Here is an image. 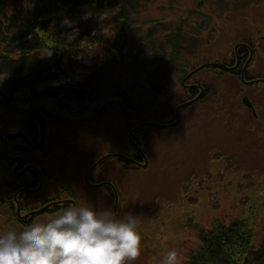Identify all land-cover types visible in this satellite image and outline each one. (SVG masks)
<instances>
[{
  "label": "rangeland",
  "instance_id": "obj_1",
  "mask_svg": "<svg viewBox=\"0 0 264 264\" xmlns=\"http://www.w3.org/2000/svg\"><path fill=\"white\" fill-rule=\"evenodd\" d=\"M242 1H230L241 2L235 11L228 0H156L142 9L136 21L145 24L165 20L169 31L179 24L189 31L194 24L207 19L209 26L203 25L208 29L198 34H202V40L195 55L188 57L189 73L204 63H229L236 43L260 39L259 30L264 33V0ZM108 14L97 15L89 8H82L55 23V27L74 37L78 23ZM146 28L147 24L143 29ZM85 45L90 46L89 52L75 58L70 66L67 64L62 83L83 82L98 62L96 44L86 40ZM218 70L204 68L186 80L188 83H182L181 79L148 114L126 115L121 107H116L98 116H75L68 112L44 116L51 139L44 152L50 151L43 158L61 179L79 181L78 175L86 173L94 156L134 152L132 139L146 153L148 168H120L116 159L106 160L107 175L118 188L119 207L117 211L118 199L109 195L105 210L117 214L118 218L127 213L138 218L141 256L130 264H163L167 252L172 250L178 253L180 264H187L190 253L199 244L201 231L209 229L216 219L249 216L256 207H259L256 228L264 224V110L258 109L257 118L246 107L245 95L249 94V88L244 83V75ZM132 80L125 75L119 78L123 85ZM189 83L203 87L195 91V94L201 93L200 99L182 108L175 120L177 106L193 97V93L188 94ZM49 103L47 108L56 113V106ZM257 103L262 105L260 98ZM69 109L73 112L78 107L69 104ZM0 114L6 118L0 119V125L15 127L20 122L14 115ZM146 121L152 123L153 130L139 126L134 135H129ZM173 121L177 122L174 126L170 125ZM54 148L59 152L56 162L52 161ZM3 162L0 159V175H8L11 172L7 169L8 161ZM78 192L84 194L86 189ZM101 196L98 193L91 198V207L96 211L102 209ZM81 206L88 204L82 202ZM58 215H40L35 223L48 222ZM27 227L15 219L13 223L4 221L0 234L10 229L21 232Z\"/></svg>",
  "mask_w": 264,
  "mask_h": 264
},
{
  "label": "trees",
  "instance_id": "obj_2",
  "mask_svg": "<svg viewBox=\"0 0 264 264\" xmlns=\"http://www.w3.org/2000/svg\"><path fill=\"white\" fill-rule=\"evenodd\" d=\"M155 1L0 0V112L98 116L121 107L126 115L150 113L188 74V57L202 40L198 34L208 29L203 24L209 26L207 19L189 31L182 24L169 31L165 20L137 23L142 9ZM241 2L230 3L237 11ZM82 8L109 14L78 23L74 37L55 27ZM86 40L96 44L98 62L83 82L62 83L67 64L89 52ZM122 75L133 80L123 85ZM69 104L78 110L70 112ZM258 208L249 216L216 219L199 234L187 264H264V224L258 229L255 224Z\"/></svg>",
  "mask_w": 264,
  "mask_h": 264
},
{
  "label": "flooded vegetation",
  "instance_id": "obj_3",
  "mask_svg": "<svg viewBox=\"0 0 264 264\" xmlns=\"http://www.w3.org/2000/svg\"><path fill=\"white\" fill-rule=\"evenodd\" d=\"M259 33L262 35L258 41L246 39L245 43H236L233 57L229 63H204L191 69L190 73L182 79V83H188L186 80L194 78L202 69L213 66L218 68L219 72L227 70L235 74L240 73L241 76H245L244 83L249 88V94L245 95L244 103L253 115L259 118L258 109L264 110V33L262 30H259ZM189 84L186 86L190 88L188 94L193 93V97L177 106L178 115L182 108L200 99L201 93L195 94V91L197 87L201 89L203 87L197 83ZM258 98L262 102L261 106L257 103ZM176 109L174 110L175 120L177 118ZM8 114L10 115V113ZM14 116L20 118V122L16 123L15 127L10 124L0 125V159L4 161L2 164L8 161L7 169L11 170L8 175H0V226L4 221L13 223L14 219L20 225L30 226L40 215L52 214L55 216L70 205L81 206L82 202H86L91 207L93 202L91 198L98 193L103 195L100 200L102 204L100 211L108 209L109 195L118 199L116 207L118 211V188L112 181L113 179L107 175L106 160L116 159L120 168H144L142 166L146 165L147 155L133 139L134 152L128 154L116 152L104 154L101 157L97 156L98 158L94 156L86 173L78 175L79 181L76 179L73 183L56 175L52 171L53 168H50L48 162H45L46 159L43 158V155L50 151L44 152L51 139L49 137L50 129L44 115L41 113H20ZM0 119L4 121L6 118L0 114ZM173 124L174 121L170 122V125ZM137 127L131 130L130 136L134 135ZM19 134L20 136L15 137ZM53 141L56 144V136ZM52 154V161L56 162V156H59L56 148L52 150ZM148 167L149 164L146 168ZM117 181L120 183L119 180ZM82 189H86V192L79 194L78 190ZM116 216L118 217L117 214ZM8 225L10 223H6V226Z\"/></svg>",
  "mask_w": 264,
  "mask_h": 264
},
{
  "label": "clouds",
  "instance_id": "obj_4",
  "mask_svg": "<svg viewBox=\"0 0 264 264\" xmlns=\"http://www.w3.org/2000/svg\"><path fill=\"white\" fill-rule=\"evenodd\" d=\"M138 218L70 205L48 222L0 234V264H130L141 256ZM163 264H180L175 250Z\"/></svg>",
  "mask_w": 264,
  "mask_h": 264
},
{
  "label": "water",
  "instance_id": "obj_5",
  "mask_svg": "<svg viewBox=\"0 0 264 264\" xmlns=\"http://www.w3.org/2000/svg\"><path fill=\"white\" fill-rule=\"evenodd\" d=\"M178 108H177V110H176V117L178 118ZM177 122H178V120H177ZM177 122H175L174 124H177ZM173 124V125H174ZM144 125H151V123H148V124H143V125H141V127L142 126H144ZM17 136H20V134L19 135H16L15 137H17ZM147 164H148V161L146 160V165H144V166H142V167H144V168H146L147 167Z\"/></svg>",
  "mask_w": 264,
  "mask_h": 264
},
{
  "label": "bare ground",
  "instance_id": "obj_6",
  "mask_svg": "<svg viewBox=\"0 0 264 264\" xmlns=\"http://www.w3.org/2000/svg\"><path fill=\"white\" fill-rule=\"evenodd\" d=\"M236 55V54H235ZM236 59V58H235ZM234 59V60H235ZM233 61V60H232ZM212 63V62H211ZM216 63V62H215ZM218 63V62H217ZM235 63V62H234ZM233 66V65H232ZM211 67V66H210ZM214 67V66H213ZM228 67V66H227ZM230 68V67H229ZM223 69H224V67H223ZM201 70V69H200ZM226 70V69H225ZM227 71V70H226ZM190 73V72H189ZM144 126H146V125H144Z\"/></svg>",
  "mask_w": 264,
  "mask_h": 264
}]
</instances>
